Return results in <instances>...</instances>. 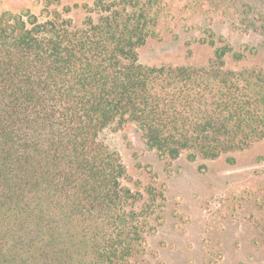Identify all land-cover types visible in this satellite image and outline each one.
<instances>
[{
    "label": "trees",
    "instance_id": "trees-1",
    "mask_svg": "<svg viewBox=\"0 0 264 264\" xmlns=\"http://www.w3.org/2000/svg\"><path fill=\"white\" fill-rule=\"evenodd\" d=\"M162 0H94L74 27L0 12V264H135L163 193L124 187L100 141L131 126L169 161L214 160L264 139V79L225 69L242 53L220 38L209 67L144 66ZM74 8H78L75 5ZM73 8L66 7L64 14Z\"/></svg>",
    "mask_w": 264,
    "mask_h": 264
},
{
    "label": "rangeland",
    "instance_id": "rangeland-1",
    "mask_svg": "<svg viewBox=\"0 0 264 264\" xmlns=\"http://www.w3.org/2000/svg\"><path fill=\"white\" fill-rule=\"evenodd\" d=\"M94 0H0V12L30 11L40 21L59 12L74 27ZM155 37L138 48L144 66L209 67L215 49L200 40L223 39L242 53L225 69L258 72L264 79V0H162ZM75 5L78 8H74ZM66 7L73 8L64 14ZM125 166L124 187L163 193L145 253L135 264H264V139L214 160L162 159L134 129L113 123L99 136Z\"/></svg>",
    "mask_w": 264,
    "mask_h": 264
}]
</instances>
